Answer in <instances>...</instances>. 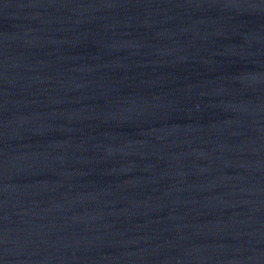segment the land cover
I'll return each mask as SVG.
<instances>
[{
	"label": "water",
	"instance_id": "95a60500",
	"mask_svg": "<svg viewBox=\"0 0 264 264\" xmlns=\"http://www.w3.org/2000/svg\"><path fill=\"white\" fill-rule=\"evenodd\" d=\"M0 264H264V0H0Z\"/></svg>",
	"mask_w": 264,
	"mask_h": 264
}]
</instances>
